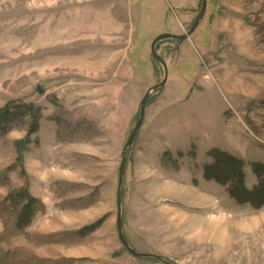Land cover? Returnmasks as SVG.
<instances>
[{
  "label": "rangeland",
  "instance_id": "rangeland-1",
  "mask_svg": "<svg viewBox=\"0 0 264 264\" xmlns=\"http://www.w3.org/2000/svg\"><path fill=\"white\" fill-rule=\"evenodd\" d=\"M201 7L202 0H0V110L15 103L0 120V264H163L134 257L119 238V169L143 98L164 80L153 41L187 34ZM158 52L169 80L150 98L129 154L157 131L168 132L175 150L153 166L169 178L150 188L151 198L124 177L125 238L172 264H264V209L196 179L213 163L209 152L222 149L246 162L247 187L257 185L264 0H208L193 36L164 41ZM26 105L42 118L19 161ZM183 171L192 173L189 198L188 186L173 181ZM28 194L36 213L19 229ZM102 218L97 231L81 233Z\"/></svg>",
  "mask_w": 264,
  "mask_h": 264
},
{
  "label": "trees",
  "instance_id": "trees-1",
  "mask_svg": "<svg viewBox=\"0 0 264 264\" xmlns=\"http://www.w3.org/2000/svg\"><path fill=\"white\" fill-rule=\"evenodd\" d=\"M14 106L15 103L10 102L1 109L0 120L9 117ZM23 108L30 118V129L27 138L17 143L19 161H22V152L31 144L32 136L39 132L42 118L41 109L35 105H26ZM209 157L212 158L213 163L204 167V178L207 181H214L224 186L229 197L239 205L249 204L256 210L264 209V163L257 162L251 165L252 171L257 178V185L253 189H249L246 185V162L243 159L222 149L211 150ZM26 197V203L22 206L17 217V227L19 229L28 227L36 213V199L29 196V194ZM105 219L102 218L98 222L84 227L81 233H94L103 225Z\"/></svg>",
  "mask_w": 264,
  "mask_h": 264
},
{
  "label": "crops",
  "instance_id": "crops-1",
  "mask_svg": "<svg viewBox=\"0 0 264 264\" xmlns=\"http://www.w3.org/2000/svg\"><path fill=\"white\" fill-rule=\"evenodd\" d=\"M167 133H162L157 131L156 133L153 132L150 137L148 138V143L145 146H141L137 148L136 150H133L129 154L126 173H125V184L126 186L130 185H141V187H148L149 190L147 191L148 197L151 198L153 194V187H159L164 184L169 177L163 176L161 180V176L158 174V169L156 167H153L154 165H160L162 159L165 157V155L169 154L170 152L174 153L173 151L175 148L172 146V144H169L165 141V137ZM158 137H155V136ZM181 151V150H177ZM178 153V152H177ZM176 155V154H175ZM179 155V154H178ZM177 156V155H176ZM178 158V157H177ZM156 174V178L155 177ZM204 168L201 169L198 177L196 179H201L205 181L204 178ZM173 181H179L181 186H188L189 188V195L191 193V182H192V173L183 171V173H172ZM195 179V178H194ZM162 181V182H161ZM124 184V186H125ZM141 191L146 194V191L144 188H141ZM188 195V198L190 197ZM184 197V194H183ZM185 199V198H184ZM138 207L135 202L131 203V209ZM124 214L126 215V208L123 207ZM89 225V224H88Z\"/></svg>",
  "mask_w": 264,
  "mask_h": 264
},
{
  "label": "water",
  "instance_id": "water-1",
  "mask_svg": "<svg viewBox=\"0 0 264 264\" xmlns=\"http://www.w3.org/2000/svg\"><path fill=\"white\" fill-rule=\"evenodd\" d=\"M207 8H208V0H202V7L199 16L196 18L192 28L190 31L182 36H177L174 34L166 33L158 36L152 43L151 46V54L152 57L160 63L163 68H164V80L160 84L156 85L155 87L149 89V91L146 93L145 97L143 98L141 104H140V111H139V118L137 121V124L134 128V130L131 133V136L126 144V146L123 149L122 152V161L119 169V186H118V194H117V206H118V215H117V225H118V232H119V238L124 245V247L127 249L129 253H131L134 257L143 259V258H151V259H156L160 261L163 264H172L169 262L165 257L157 254H144L136 251L131 245L129 244L128 240L125 238L124 235V223H123V217H124V212H123V185H124V177H125V170H126V165H127V160H128V155L129 151L133 147L137 137L139 136V133L141 129L144 126V122L146 119V110H147V105L150 101V98L152 95L160 90L163 89L169 80V68L167 62L160 56L158 52V45L164 41L167 40H176L179 42H184L188 39H190L193 34L196 32L198 27L200 26L201 22L203 21L204 17L206 16L207 13ZM38 92L40 94H43L44 91L41 88H38Z\"/></svg>",
  "mask_w": 264,
  "mask_h": 264
},
{
  "label": "bare ground",
  "instance_id": "bare-ground-1",
  "mask_svg": "<svg viewBox=\"0 0 264 264\" xmlns=\"http://www.w3.org/2000/svg\"><path fill=\"white\" fill-rule=\"evenodd\" d=\"M182 194H183V193H182ZM186 194L189 195V193H187V192H186ZM190 195H191V197H192V194H191V193H190ZM190 195H189V196H190ZM201 198H202V197H201Z\"/></svg>",
  "mask_w": 264,
  "mask_h": 264
}]
</instances>
